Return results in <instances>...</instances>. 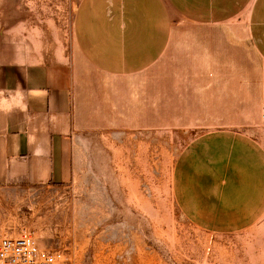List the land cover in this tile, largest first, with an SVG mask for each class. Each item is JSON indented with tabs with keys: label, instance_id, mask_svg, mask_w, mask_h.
<instances>
[{
	"label": "crops",
	"instance_id": "crops-1",
	"mask_svg": "<svg viewBox=\"0 0 264 264\" xmlns=\"http://www.w3.org/2000/svg\"><path fill=\"white\" fill-rule=\"evenodd\" d=\"M28 2L0 0L7 14L17 10L8 32L16 46L0 60V202L13 190L100 183L91 152L114 151L118 181L135 182L138 160L121 152L149 151L166 131L188 136L170 181L181 214L217 234L257 224L264 143L247 129L200 127L249 117L251 48L264 64V0H76L70 46L56 19L38 25ZM138 203L125 195L119 213H143ZM2 224L0 216V237Z\"/></svg>",
	"mask_w": 264,
	"mask_h": 264
},
{
	"label": "rangeland",
	"instance_id": "rangeland-1",
	"mask_svg": "<svg viewBox=\"0 0 264 264\" xmlns=\"http://www.w3.org/2000/svg\"><path fill=\"white\" fill-rule=\"evenodd\" d=\"M28 4L32 14L42 20L39 26L51 24L49 18L56 19L67 31V43L71 45L76 0H30ZM16 13V7L10 14L6 7L0 9V60L5 59L2 48L16 46L8 37V32L17 30ZM7 19L10 22L3 21ZM249 75L250 94L245 106L249 117L203 120L200 131L243 128L264 143V121L260 117L264 108L260 86L264 64L252 48ZM238 97L235 88V102ZM187 137L165 131L151 137L154 144L149 151L121 152L124 160H138L135 182L118 181L114 151L91 152L90 158L100 160V183L49 184L6 192L0 202L5 235L28 228L43 246L67 249L74 264H264V216L248 230L217 234L197 228L177 209L170 190L171 170ZM116 170L129 171V166ZM129 194L139 202L138 210L143 213H119L124 196Z\"/></svg>",
	"mask_w": 264,
	"mask_h": 264
},
{
	"label": "built area",
	"instance_id": "built-area-1",
	"mask_svg": "<svg viewBox=\"0 0 264 264\" xmlns=\"http://www.w3.org/2000/svg\"><path fill=\"white\" fill-rule=\"evenodd\" d=\"M264 121V108L261 111ZM74 258L65 248L43 246L35 233L23 228L16 235L0 237V264H74Z\"/></svg>",
	"mask_w": 264,
	"mask_h": 264
}]
</instances>
